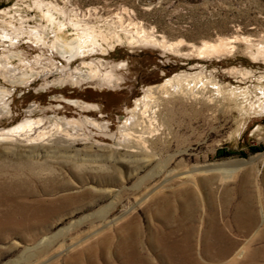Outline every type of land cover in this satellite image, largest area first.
<instances>
[{"label":"rangeland","instance_id":"obj_1","mask_svg":"<svg viewBox=\"0 0 264 264\" xmlns=\"http://www.w3.org/2000/svg\"><path fill=\"white\" fill-rule=\"evenodd\" d=\"M33 1L41 0H0V12L9 10L8 16L18 14L27 18L30 20L28 25L33 27L40 23ZM54 2L69 14L72 11L90 16L88 22L91 24L103 26L105 19H114L115 14H119L124 25L129 19L139 22L146 30L169 41L183 40L186 44L199 45L202 41L222 38L235 41V49L221 60L204 61L193 56L163 54L154 48H136L124 41L104 55L96 53L84 58V61L101 58L107 66L124 63V69L116 71L121 82L110 89L99 87L95 82H86L79 87L65 84L42 89L41 85L53 77L34 78L30 87H15L0 77V88L10 92L4 97L10 113L0 117V128L21 121L26 109L35 106L37 110L32 118L88 117L100 123L107 122L109 132L105 135L114 134L121 122L117 117L125 116V110L133 106V101L146 87L160 84L180 72H202L222 90L219 98H215V93H209L210 102L206 98L198 102L173 99L172 103L163 105L167 130L161 141L151 143L156 154L151 157V164L141 170L113 161L117 156L110 161L105 159L104 155L111 151L120 155L124 151L104 149L113 143V139L93 128L85 130L86 134H91V140L78 142L74 150L82 157L86 154L98 156L96 160L107 168H97V171V164L90 163L94 157H86L88 163L79 172L72 170L70 164L51 162L67 186L57 190L55 196L75 195L77 200L66 202L60 216L51 219L35 236L24 238L7 234L0 239V264L17 260L24 249L35 250L25 253L28 259L22 264H77L73 255L81 249L97 246L105 234L111 238V244L107 248L101 244L95 249V264H123L130 252L123 248L126 231L139 232L134 242H138V256L146 257L148 264H177L185 250L195 264H214L209 256L215 251L207 249H221L224 237L220 234L213 237L207 230L212 217L215 219L212 225L225 227L224 235L235 243L233 249H264V55L258 53L264 48V0ZM0 20H3L2 15ZM186 44L179 49L183 54L190 50ZM19 48L30 61L39 53L27 38L22 39ZM2 52L0 46V54ZM54 62L64 63L59 56H54ZM80 64L81 60H76L70 68ZM230 69L247 72V75L228 74ZM232 91L243 92L247 101L232 98ZM66 101L96 104L99 110L80 111ZM93 141L99 145L92 144ZM12 150L16 151L15 148ZM164 162L166 164L161 166ZM155 165L162 171L155 169L153 174H159L150 178L149 172ZM193 169L206 170V173L188 175L187 172ZM5 171L7 177L12 174L11 169ZM165 178H171V181L163 183ZM36 181L38 179L30 184L34 185ZM35 186L39 188V185ZM185 192L190 197H186ZM225 192L231 195L227 204H224ZM241 192L246 194L244 199L249 204H241ZM209 193L213 198L208 196ZM49 196L40 197L55 198ZM108 205L107 214L100 217L99 212L106 210ZM245 209L254 210L256 216V225L248 234L237 230L233 219L235 212L245 213ZM155 210L157 216L152 214ZM169 213L171 217H165ZM124 223L131 224L132 228L124 229ZM60 230L64 232L57 236ZM119 230H123L124 240L122 247L116 249ZM169 235L175 244L173 255H167L157 243L158 239L165 243ZM154 239L156 244L152 245L150 242ZM184 240L187 249H180ZM179 250L181 253L178 254ZM32 253L35 255L29 258ZM81 256L79 262L89 264L91 252ZM133 264L138 263L133 261ZM260 264H264V258Z\"/></svg>","mask_w":264,"mask_h":264},{"label":"bare ground","instance_id":"obj_2","mask_svg":"<svg viewBox=\"0 0 264 264\" xmlns=\"http://www.w3.org/2000/svg\"><path fill=\"white\" fill-rule=\"evenodd\" d=\"M33 6L37 17L40 19V23H36L33 27L28 25L30 20L27 18L24 19L18 14L8 16L9 10L0 12L3 17V20H0V46L3 50L0 54V77L15 87L21 85L30 87L34 78L43 80L53 77L51 81L41 85L42 89L56 85L64 86L65 84L79 87L86 82H95L99 87L114 88L121 82L116 71L123 70L124 63L107 66L101 58L89 61H84V58L96 53L104 55L108 53V50L111 51L114 47L124 44V41L128 46L154 48L163 54H173L180 57L193 56L196 60L204 61L221 60L231 55L235 49L233 45L235 41L222 38L213 42L202 41L199 45L186 44L183 40L169 41L163 36H157L151 30H146L140 26L139 22H133L129 19V22L124 25L123 17L119 14H115L114 19H105L103 26L91 24L88 22L90 16L87 17L72 11L69 14L54 0L51 2L33 1ZM16 16L17 19H15ZM31 20L33 19L31 18ZM23 38H27L36 49H39V53L31 61L19 48ZM185 44L190 47V50L183 54L179 49ZM258 53L264 55V48L258 50ZM54 56L62 58L63 65L55 63ZM76 60H81L80 66L71 69L70 65ZM36 69L40 70L36 71ZM227 73L247 75V72L234 69L228 70ZM9 93L5 88H0V117L10 113L8 104L4 102V97ZM209 93H215V98L222 97L220 87L213 83L210 77L204 76L202 72L175 74L160 84L146 87L142 91V95L133 101V106L125 110V116L120 118L121 122L112 135H105L109 132L107 122L100 123L88 117L82 119L32 118L37 108L35 106L28 107L21 121L8 128H0V239H3L7 234L24 238L35 236L43 226L50 223L51 219L60 216L66 202L70 203L77 200L75 195L70 197L55 196L57 190L66 189L67 186L62 183L60 174L51 166V162L70 164L72 170L79 172L88 163L86 159L94 157L90 163L97 164V171L99 170L97 168H107L96 160L98 156L86 154V158L85 155L82 157L74 150V146L78 142L88 143L91 140V134H86L85 130L93 128L113 139V143L104 149L116 148L124 151L121 155L111 151L108 155H104L105 159L110 161L112 157L117 156L113 161L125 164L128 168L141 170L151 164V157L156 154L151 148V143L161 141L164 130H167L162 106L166 103H172L173 99L198 102L206 98L210 102ZM230 95L234 99L242 98L244 102L247 101L243 92L232 91ZM66 102L80 111L99 110L96 104L83 101ZM193 105L194 103H191V106ZM92 144L99 145L97 141H93ZM12 148H15L16 151H13ZM38 158L41 160H37ZM165 164L166 162L161 166ZM157 168L162 171L159 165H155L153 170L149 172L151 173L150 178L159 174L157 172L153 174ZM8 169L12 171L9 177L5 171ZM194 172H196V176L204 175L206 170L193 169L187 173L192 175ZM171 178H165L163 183H168ZM37 179L38 181L34 185L30 184V181ZM144 179L143 176L142 180ZM35 185H39V188ZM228 192L223 195L224 204H227L231 199ZM241 193L243 194L239 197L241 204H249L250 202L244 199L246 194ZM48 194L49 197L55 198L40 197ZM185 196L190 197V194L185 192ZM208 196L213 198L210 193ZM155 198L158 199L159 197ZM107 207L106 210L103 209L99 212L100 217L103 218L107 214L110 205ZM152 214L157 216L158 211L155 210ZM165 217H171V213ZM233 219L237 230L247 234L256 225L254 210L245 209V213L235 212ZM214 221L215 219L212 217L210 229L207 230L213 237L220 234L224 238L221 249H207L208 251H215L209 256L211 262L214 264H260L264 258V249H233L235 243L224 235L225 227H215L212 225ZM123 228L129 230L132 226L129 223H124ZM120 231L116 249H120L123 245V230L118 232ZM63 232V230L58 231L57 236ZM137 237H139L138 231H126L123 248L129 249L130 252L123 264H133V261L138 264H148L146 257L138 256V242H134ZM171 239L172 235H169L168 241L165 243H162L160 239L157 240L167 255H173L176 250ZM150 243L155 245L156 240L154 239ZM101 244L105 248L109 247L111 238L105 234L97 246L93 245L88 249L79 250L72 259L77 264H81L78 260L79 257H82L81 255L85 252H91L88 261L89 264H95L93 260L95 249ZM181 246L180 249H187L185 240ZM30 250L35 249H24L16 258L17 260L10 262V264L25 262L28 259L25 257V253ZM100 251L102 253L104 249H100ZM34 255L32 253L28 257ZM179 260L177 264H195L186 250L181 254ZM52 264L55 263L52 262ZM104 264L110 263L105 262Z\"/></svg>","mask_w":264,"mask_h":264},{"label":"water","instance_id":"obj_3","mask_svg":"<svg viewBox=\"0 0 264 264\" xmlns=\"http://www.w3.org/2000/svg\"><path fill=\"white\" fill-rule=\"evenodd\" d=\"M120 118H121V117H117V121H119V120H120Z\"/></svg>","mask_w":264,"mask_h":264}]
</instances>
